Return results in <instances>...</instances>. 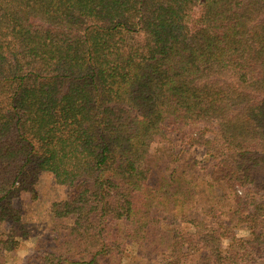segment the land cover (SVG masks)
Here are the masks:
<instances>
[{"label":"trees","instance_id":"1","mask_svg":"<svg viewBox=\"0 0 264 264\" xmlns=\"http://www.w3.org/2000/svg\"><path fill=\"white\" fill-rule=\"evenodd\" d=\"M42 172L20 264H264V0H0V264Z\"/></svg>","mask_w":264,"mask_h":264},{"label":"rangeland","instance_id":"2","mask_svg":"<svg viewBox=\"0 0 264 264\" xmlns=\"http://www.w3.org/2000/svg\"><path fill=\"white\" fill-rule=\"evenodd\" d=\"M203 153V150L200 148H192L188 151L184 159V168H186L189 173H194L195 175L201 173L197 168L196 161L202 159ZM34 189L36 194L35 197L31 199L30 195H25L20 200L22 221L27 233L25 238L17 239L19 241H17L14 250L7 253V264H20L26 257L31 255L33 251L48 244L47 239H49V234L47 232V227L50 222L49 208L52 202L64 196L65 190L62 185L56 183L53 175L47 172H42L38 175ZM207 199L208 202L215 204L216 211L219 215L224 216L227 213V207L219 187L209 190L207 192ZM13 229L14 228H10L9 225L0 224V233L4 235L11 233ZM228 232L229 228L227 226L222 228L221 233L224 237ZM18 233L20 234V231H18ZM120 248L112 250V255L123 264H131L133 261L131 258L132 256L124 257L121 254L122 250ZM148 257L149 256H146L145 258L148 259ZM148 264L155 263H153V259H150Z\"/></svg>","mask_w":264,"mask_h":264}]
</instances>
